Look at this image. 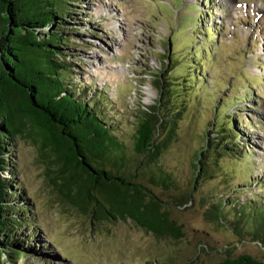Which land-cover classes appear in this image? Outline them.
<instances>
[{"label": "rangeland", "instance_id": "1", "mask_svg": "<svg viewBox=\"0 0 264 264\" xmlns=\"http://www.w3.org/2000/svg\"><path fill=\"white\" fill-rule=\"evenodd\" d=\"M73 4L62 32L68 44H60L70 83L113 125L125 147L127 173L172 205L185 237L177 242L156 237L130 221L92 224L66 209L37 148L16 138L4 175L13 181L11 199L25 207L23 219L30 223L18 230L24 256L12 263L4 256V263L166 264L171 258L175 264H217L227 252L264 262V244L245 232L251 226L238 235L208 213L215 200L222 202L224 213L230 203L264 205V0ZM166 49L172 52L162 65L170 70L164 73L173 101L168 108L179 113L175 136L148 165L133 155L134 120L158 97L150 71L161 67ZM218 127L228 129L237 155H212L218 163L211 164L215 173L196 176V155L204 152L206 137H216L212 132ZM158 169L169 173L177 188L151 185L147 172ZM184 193L191 194V203L174 205V196Z\"/></svg>", "mask_w": 264, "mask_h": 264}, {"label": "trees", "instance_id": "2", "mask_svg": "<svg viewBox=\"0 0 264 264\" xmlns=\"http://www.w3.org/2000/svg\"><path fill=\"white\" fill-rule=\"evenodd\" d=\"M80 1L0 0V264H5L4 256L9 263L24 256L18 230L30 223L23 219L25 207L11 199L13 181L4 175L10 170L7 157L16 138L29 140L37 148L52 190L66 209L88 217L92 224L130 221L156 237L175 242L185 237L172 205L127 173L125 147L113 125L92 102L76 95V86L70 83V65L61 59L60 44H68L62 32L75 8L73 3ZM171 54L166 49L161 67L150 71L158 97L134 120L133 155L148 165L157 162L175 136L179 110L168 108L173 101L165 74L170 70L162 69ZM212 134L216 137H206L204 152L196 155V176L215 173L211 164L218 163L212 155L235 151L227 128L218 127ZM147 174L153 186L177 188L162 169ZM191 201V194L184 193L174 196L173 204L185 206ZM214 202L208 212L213 220L227 223L238 235L251 226L245 232L264 244L263 204L230 203L224 213L222 202ZM169 259L166 264H175ZM217 264L264 262L249 254L231 256L227 252Z\"/></svg>", "mask_w": 264, "mask_h": 264}]
</instances>
